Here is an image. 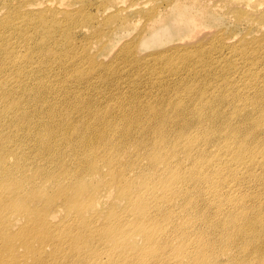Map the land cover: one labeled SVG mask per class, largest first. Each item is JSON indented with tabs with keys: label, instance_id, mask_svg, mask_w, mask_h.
Wrapping results in <instances>:
<instances>
[{
	"label": "bare ground",
	"instance_id": "obj_1",
	"mask_svg": "<svg viewBox=\"0 0 264 264\" xmlns=\"http://www.w3.org/2000/svg\"><path fill=\"white\" fill-rule=\"evenodd\" d=\"M3 1L7 3V17L0 20V24H8L3 28L4 32L0 30V78L3 79L0 85V264H184V257L189 260L187 254L197 251L199 247L203 249L201 246L205 244V239L202 237L198 244L190 239L191 235L197 233L192 232V224L197 222L195 219L189 220V226H181L185 223L183 218L174 213L178 205L172 207L178 203L179 193L184 194L186 201L182 211L188 217L193 211L191 205L196 201L198 209L194 216L199 220L206 217L205 207L199 206L197 200H210V205L217 208L218 216L202 221H208L213 226H208L207 232L224 229L227 237L224 233L222 237L229 245L235 243L232 242L235 238L245 237L252 232L253 238L242 248L246 253L259 254L261 257L252 264H264L263 218L244 217L242 213L227 218L219 211L220 207L225 209L223 205L230 201V196H224L223 189L221 191L224 177H234L240 173L247 177L256 176L257 166L260 164L264 167V146L251 145L253 139L250 137L261 128V120L251 125L244 141L235 142L234 137L239 127L228 126L229 120L223 119L224 113L221 114L202 99H198V108L193 113L190 125L195 130L191 131L187 122L189 114L182 103L173 102L172 107L166 109L164 97L151 104L157 120L153 125L149 118L140 114L132 115L131 112L126 114L123 111L108 118L95 104L84 105L82 97L83 102L79 99L71 105V109L80 114L83 123L85 121L78 128L70 121L68 109L48 104L49 101L53 103L65 100L68 103L71 97L69 91L61 96L48 98L47 102L42 95L47 86L52 89L60 87L58 83L53 86L48 84V67L55 70L61 65V75L55 81L68 74L69 55L64 57L66 54L56 49L57 32L67 34L70 27L75 29V34H78V30L85 31L87 25L75 21L74 18V13L82 8L74 3L81 0H68L69 6L72 4L71 8H61V5L50 0ZM164 1L165 5L158 11L157 5H149L148 0H133L125 7H120L117 0H108L105 6L115 5L120 11L115 10V13L106 16L107 29H111L116 24L114 22L124 25L123 28L131 25L129 18L120 15L128 7L134 8V13L139 15L133 21L140 24V28H145L162 10L165 11L174 4L170 18L163 16L156 24L163 23L166 19V22L170 20L173 24L182 22L183 29L188 26L183 39L201 41L206 36L201 29L202 21L213 10L209 6L214 5L215 1L225 4L227 10L235 11L239 17L243 16L241 11L249 16V20L264 21V0L184 2V5L199 6L197 12L183 7L178 1ZM42 2L46 3L43 8L32 7L39 6ZM9 9L22 16L24 21H12L13 16L8 14ZM47 12L52 15L45 14ZM103 33L106 32L99 33L98 38ZM153 35L154 33L150 37L156 38ZM96 36L97 34L94 37ZM137 38L135 35L134 40L127 41L121 49L124 57L131 55L133 61L137 60ZM21 42L25 51L30 48L27 54L14 49L20 47ZM85 46L80 54L72 56L68 65L71 68L79 66L81 58H85L91 75L101 76L104 73L107 79L113 74L111 67L107 68L108 61L97 60L91 55L88 51L90 43ZM170 47L152 53L162 55ZM64 49L70 54V50L75 47L70 42ZM189 52L183 48L177 53L180 54L178 57L166 59L165 64L163 61L154 62L152 58L141 64L153 66L151 74L163 79L167 72L177 73L183 70V61ZM238 53L244 67H247L251 62L249 51L238 49ZM34 60H37L34 72H42L47 77V85L43 77H38L35 84L28 83L33 76L26 80L28 71L31 70L27 69L31 66L29 62ZM56 60L57 66L53 67L52 61L54 63ZM204 62L205 60L195 62V65ZM122 67L120 71L126 73L133 69L132 64ZM162 67L163 71L156 74L155 71H160ZM226 67L235 69L233 64ZM79 72L84 79L91 78V75H87L88 72ZM248 77V85L257 84L260 78L253 73ZM237 92L234 89L232 93L237 95ZM258 93L263 96L262 89H258ZM96 94L95 97L98 96ZM222 94L223 92L219 96ZM29 95L37 100L21 103ZM29 103H40L43 108H49L54 117L49 113L51 117L42 123L33 120L32 116L40 113L34 108H28L26 104ZM169 112L175 121L179 119L178 125L175 126L171 121L167 123ZM260 113L264 115V111ZM207 117L212 119L214 139L219 141L217 155L206 152L203 147L208 141L205 140L200 125ZM245 117L248 118V114ZM74 120L78 121L79 117ZM95 126L99 127L94 128ZM227 127H232V130H227ZM138 128L139 134L134 136L132 131H138ZM115 132L119 133L117 140H114L117 134ZM149 132L152 133L151 137L148 136ZM30 139L33 141L30 142L31 145L26 144V140ZM10 140V144L4 143ZM28 145L35 151L29 155L24 151ZM180 152L192 153L190 163L193 170L189 174L182 167H178L181 161ZM143 153L153 170L149 169L147 174L142 175L137 164L143 158ZM12 157L13 161H10ZM41 161L58 173V177L52 179V184L58 182L57 191L54 193H47L48 189L44 188L49 180L41 179L44 175L43 167L35 164ZM31 165L33 167L30 170ZM190 179L198 182L192 189L186 190L185 186ZM93 180H96L95 183ZM199 182H203L204 186H198ZM233 185L229 182L225 185L232 195L243 192L240 188L235 189ZM104 196L108 198L106 204L101 201ZM200 203L203 204L202 201ZM56 215L61 216L58 219L52 217ZM233 219L237 220L239 226L229 225ZM257 232L262 234L256 239ZM198 237L200 236L196 234L193 238ZM46 248L49 255L46 254ZM222 256L227 259L230 253L224 251ZM207 258L208 255L204 252L202 260Z\"/></svg>",
	"mask_w": 264,
	"mask_h": 264
},
{
	"label": "rangeland",
	"instance_id": "obj_2",
	"mask_svg": "<svg viewBox=\"0 0 264 264\" xmlns=\"http://www.w3.org/2000/svg\"><path fill=\"white\" fill-rule=\"evenodd\" d=\"M46 1L49 2V0ZM117 1L120 7H125V5L130 4L133 0ZM175 1L182 3L183 7H186L194 12H197L199 7L188 6L186 4L184 5L186 0ZM44 2H42L39 6L32 5V7L43 8L47 3ZM50 2H54L56 5H61V8H66L67 6L69 8L72 7V4L69 6L70 3H68V0H50ZM59 2H63V4H60ZM107 2L108 0H81L74 3L75 5H78V8L82 7L74 13V18L76 19L75 21L83 22L88 27L86 26L84 28L85 31H76L78 34H75V29L72 27H70L69 31H67V34H64L62 31H60L61 33L57 32L58 42L56 49L62 50L66 54L64 57L69 55L67 59V68H69V70L67 76L61 77L55 81V78L61 75V72H59L61 65L55 70H52L49 67L47 68L48 72H50V82H48V84L53 86L54 83H58L60 87L52 89L47 86L44 91L45 93L42 95V98L45 99L44 101L47 102L48 98H52L56 95L61 96L69 91L71 97L68 103L65 100L64 102H53L55 104L49 101L48 104L53 107L68 109V112L70 111V121H72L76 127L81 128V126L85 124V121L83 123L80 114L71 109V105L79 99L82 101V97L84 99V105L88 103L95 104L96 108L106 113L108 118L113 116V114L119 115L123 111V113L126 114H130L131 112L132 115L140 114L143 117L149 118L151 125L156 124L157 122L156 118H154V110L151 108V104L152 102H157L164 97V107L166 109L171 108L173 102L182 103L184 110L189 114L187 116L188 126L193 121V113L195 109L198 108V99H202L208 102L211 107L218 110L221 114L222 112L224 113L222 114L224 116L223 119L229 120L227 123L228 126L235 125L239 127V130L236 132L234 137L235 142H237V140L244 141V136L251 130V125L260 119L261 121L259 125L261 128L259 127L260 130L258 129L257 133L255 132L256 134L254 133L250 136L253 139L251 145L264 146V115L260 113L264 111V21L255 18V20H249L247 18L249 16L245 13L243 14L241 11L240 13L243 16L239 17L238 13L235 11L227 10L225 4L223 5L220 2L218 4V2L215 1L214 5L210 4L209 6V8L211 7L210 9L213 10L205 15L201 24V29L202 31L204 30V35L206 34V36L200 39L201 41H189L183 39V35L188 30V26L183 29L182 26L184 25L182 22H177L176 24H173L170 20L166 22L172 14L171 12L174 4H172L167 10H162L160 15L149 21L145 28H140V24L133 21V19L139 15L134 13V8L132 9L131 7H128L126 10L121 11L122 14L120 12L119 13L121 16L129 18L131 20L129 22L131 25L123 28L124 25H118V22H114L116 23L112 26V28H114L107 29L106 24H108V21L106 16L111 13H115L118 10L115 5L105 6ZM148 4H156L158 8L157 10L159 11L161 7L165 5V1L148 0ZM6 5L7 3L0 0V20L7 17ZM26 8L24 9L27 10ZM31 10L32 8H30L29 11ZM20 11L22 10L20 9ZM245 11L246 10L243 12ZM223 12L225 13L223 14ZM14 13L16 12L13 11V9H9L8 14L13 16L12 21H24L22 16ZM45 14H49L50 16L52 15L51 12H47ZM56 14L61 15L60 13ZM163 16H166V21L156 24V22L162 19ZM6 24H8V22L0 24L1 31H3V28L7 26ZM91 31L92 33L90 34ZM101 32L106 33H103V35L98 38V35ZM153 33V36H156V38L150 37ZM96 34L97 36L94 37ZM135 35L138 37L136 45L137 60L133 61L132 57H130L131 55L129 54V56L124 57L121 49L127 41L134 40ZM70 42L74 44L75 49L70 50L69 54V51H66L64 46L67 48ZM87 43H90L91 47H88V51L91 55H93L97 60L103 62L108 61L107 68L109 69L111 67L113 74L110 73L111 75L107 79L104 73L101 74V76L91 75L92 73L88 72L90 68L85 58L84 60L81 58L82 61L79 66L71 68L68 65L72 56L80 54L86 47L85 45H87ZM21 44L22 45L20 47L14 49L16 51H20V53L27 54L30 48L25 51L24 44L22 42ZM99 45L101 46L99 47ZM32 46H35L34 42ZM167 47L170 48L165 54L155 55L152 53L154 51L164 50ZM176 47H179L178 50L175 49ZM183 48L190 51L186 60L183 61V70L178 71L177 73L167 72L163 79L159 76H153L151 74L154 68L153 66L141 64V62L151 58L154 62H164L166 59L180 55L177 53L183 50ZM238 49H247L249 51L251 62L247 67H244V63L238 53ZM72 52H74L73 55L71 54ZM118 57L120 58L118 59ZM204 60V63L199 64L198 66L195 65V62H201ZM136 62H140V64ZM57 63V60L54 63L52 61V66L56 67ZM165 63L166 62L163 64ZM29 64L31 66H28L27 69L31 70L28 71L29 73L26 80H29L32 76L33 78L30 79L28 83L35 84L38 77H43L44 83L47 85V77L42 75V72H34L37 68V60L29 62ZM130 64L133 65V69L131 71L129 70L127 73L120 71V69L123 68L122 66ZM229 64H233L235 69L226 67V65ZM163 67L160 71H155V73H161L163 71ZM79 71L88 72L87 75H91V78L84 79ZM252 73L256 74V76H260V78L257 80V84L248 85L246 82L249 80L248 76ZM12 77L15 78L14 75ZM2 81L3 79L0 78V85L2 84ZM234 89L238 90L237 95L232 93ZM258 89H262L263 96L259 95ZM226 90L231 92V94H227ZM221 92H223V94L219 96ZM95 94L98 96L95 97ZM29 100L37 99L33 95H29L28 97H25L21 103L28 102ZM1 106L2 101H0V108ZM26 106L28 108L31 107L38 110L40 114L38 116L34 114L32 119L37 120L40 123L44 120H48L51 115L54 117L51 111H49V108H43V105L40 103H29L26 104ZM247 114L248 118L245 117ZM75 117H79V120L75 121ZM195 117L199 120L197 114H195ZM166 121L168 124L171 121L175 126L179 123V119L175 121L170 112ZM191 126L192 125L189 126L191 131H194L195 128ZM98 127L99 126H95L94 128ZM200 127L202 128L200 130L204 134L205 140L207 139L208 141L205 142L203 146L205 151H209L210 154L217 155L219 153L220 145L219 141L214 139L215 128L212 125V119L207 117V119L202 121ZM230 128L232 127H227V130H232ZM139 131L140 129L138 131L133 130L132 133L134 136H137ZM112 132L114 133V131H111V133ZM115 133L117 134L114 140H117V138H119V133ZM148 136L151 137L152 133L149 132ZM209 140L213 142L210 143ZM248 140L249 139H247V141ZM10 142L12 141L10 140L4 143L10 144ZM30 142H33L32 139L26 140V144ZM30 145L26 146V149L24 150L28 155L35 152ZM131 152L136 151L131 150ZM131 152L129 151V153ZM142 155L143 158L137 166L143 175L147 174L149 169H153L150 168V163L145 157V154L143 153ZM180 155L181 161L178 167H182L186 174H189L193 170L190 163L192 153L180 152ZM10 161H13V157ZM35 164L36 166L40 164L43 167L44 175L41 179L43 181L49 180L44 187L48 189L47 193L51 194L56 192L58 182H54L52 184V179H56L58 177L57 171L53 170L52 167H48L46 164H43L42 161ZM259 166H257L256 176L247 177L240 173L238 176L224 177L225 180L221 185V191L223 189L222 194L224 196H230V201L223 205L225 209L222 210L220 207L219 211L225 217L229 218L237 216L238 214L241 215L242 213V216L244 217H259L264 220V167L260 164ZM32 167L33 165L30 166V170ZM158 178H160V176ZM95 181L96 180H93L94 183ZM197 182L198 181L190 179L187 182L185 189H192L191 187ZM228 182L233 183L235 189L240 188L243 192L239 195L236 193L232 195V192L230 190L227 191V187L225 186ZM197 185L204 186V183L202 182L201 184L199 182ZM107 200L108 198L105 196L102 197V204H106ZM185 201L184 194L179 193L178 203L172 206L175 207L178 205V209H175L174 213L177 217L183 218V222L185 223L181 226H189V220L195 219L197 222H193L192 232H197L196 234L200 237L193 238L196 235L193 234L190 236V239H193V241L198 244L202 241V237H204L205 244L201 246L203 249L199 247L197 251L187 254L189 260L184 257V264H252L253 261H257L261 258L259 254L255 255L246 253L247 251H244L242 248L245 243L249 242V240L253 238L252 232L245 237L235 238L234 241H232L235 243L230 245L227 243V240L222 237L223 233L225 237H227L224 229H214L213 232H210L211 230L208 231L210 233L207 232L208 226H213H211V223L209 224L208 221L202 220H210L211 218L218 216V212L216 211L217 208L215 209L210 205V200L208 202L201 199L197 200L199 206L205 207L206 218H202L201 220L194 216L198 209L196 201L191 205V209L193 211L189 217L186 212L182 211L183 203ZM200 201H202L203 204H201ZM110 202L111 199L108 203L110 204ZM218 203H220V199L218 200ZM259 213H261V216H259ZM60 216L61 215L57 217L56 215L52 217L58 219ZM231 224L239 226L237 220L235 219L229 222V225ZM261 234L262 233L257 232L256 239ZM220 238H223V240ZM20 250L23 249L20 248ZM46 250V254L49 255L48 248H46ZM224 251L230 253V256L227 257V259L222 256V252ZM204 252L208 255L206 260H202V254ZM29 260H31V258Z\"/></svg>",
	"mask_w": 264,
	"mask_h": 264
}]
</instances>
